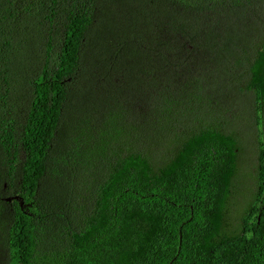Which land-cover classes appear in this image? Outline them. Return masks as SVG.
Segmentation results:
<instances>
[{
  "label": "trees",
  "instance_id": "trees-1",
  "mask_svg": "<svg viewBox=\"0 0 264 264\" xmlns=\"http://www.w3.org/2000/svg\"><path fill=\"white\" fill-rule=\"evenodd\" d=\"M0 264H264V0H0Z\"/></svg>",
  "mask_w": 264,
  "mask_h": 264
},
{
  "label": "rangeland",
  "instance_id": "rangeland-1",
  "mask_svg": "<svg viewBox=\"0 0 264 264\" xmlns=\"http://www.w3.org/2000/svg\"><path fill=\"white\" fill-rule=\"evenodd\" d=\"M247 144V145H246ZM244 152L241 153L238 171L233 180L232 193L229 197L230 215L229 220L233 223V228L238 226V221L244 210L255 202L254 168L249 165L251 162L252 147L250 140L243 143ZM231 198V199H230Z\"/></svg>",
  "mask_w": 264,
  "mask_h": 264
}]
</instances>
